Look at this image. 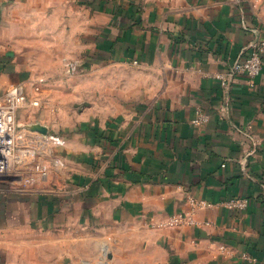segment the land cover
I'll return each mask as SVG.
<instances>
[{
	"label": "crops",
	"instance_id": "0c3cea01",
	"mask_svg": "<svg viewBox=\"0 0 264 264\" xmlns=\"http://www.w3.org/2000/svg\"><path fill=\"white\" fill-rule=\"evenodd\" d=\"M258 38L264 0H0V95L38 75L63 93L66 56L131 70L114 114L47 102L63 143L45 177L0 182V264H264V55L229 74Z\"/></svg>",
	"mask_w": 264,
	"mask_h": 264
},
{
	"label": "built area",
	"instance_id": "2783aa9c",
	"mask_svg": "<svg viewBox=\"0 0 264 264\" xmlns=\"http://www.w3.org/2000/svg\"><path fill=\"white\" fill-rule=\"evenodd\" d=\"M264 55V38H258L250 43L244 58L236 61L229 74H244L252 80L261 70ZM74 69L75 65L72 63ZM22 96L15 87H7L0 95V182H11L28 186L33 184L38 175L45 177L46 169L38 166L34 155L47 153L50 145L60 144L62 141L54 134L32 131L25 126H19L15 118V106L21 102ZM208 121V115L197 109L191 122L195 126H203ZM46 151V152H45ZM249 199L231 197L225 205L232 209H244ZM195 206V203H193ZM203 201H200V205ZM194 223L190 212L169 216L161 225L174 226Z\"/></svg>",
	"mask_w": 264,
	"mask_h": 264
},
{
	"label": "rangeland",
	"instance_id": "374dc122",
	"mask_svg": "<svg viewBox=\"0 0 264 264\" xmlns=\"http://www.w3.org/2000/svg\"><path fill=\"white\" fill-rule=\"evenodd\" d=\"M65 58L69 59L63 61L65 76L63 79H60L65 89L63 93L56 91L53 94H47L46 91L51 86L54 88L59 87L56 82L57 79L39 75L19 78L16 82L8 85L15 87L17 92L22 96L21 102L15 106V118L19 126L25 125L38 130H49L48 126L42 122L40 114L47 107V102L51 99H54V101L68 100L71 102V108L69 110L72 112H81L90 107L94 110L97 117L102 118L105 115L116 113L118 110L115 107H119L127 101V95H124V90L127 91L129 88L124 86V90H122L123 85L121 79L131 75L129 66L123 68L113 67L108 70L106 66L99 67L98 65L95 68L96 70L93 71L94 74L85 72L84 75V73L75 72L77 70V63L72 61V56H66ZM72 63L75 65L74 69L71 67ZM82 69L88 70V67L82 66ZM30 114L35 116L31 122L26 123L21 119V117H28ZM54 135L59 137L63 143V139L59 135ZM34 158L39 160V162L35 160L38 166L41 167L44 165L43 163L46 158L42 153L35 154Z\"/></svg>",
	"mask_w": 264,
	"mask_h": 264
},
{
	"label": "water",
	"instance_id": "95a60500",
	"mask_svg": "<svg viewBox=\"0 0 264 264\" xmlns=\"http://www.w3.org/2000/svg\"><path fill=\"white\" fill-rule=\"evenodd\" d=\"M25 126V125H24ZM25 127H27V128H29L30 130H35V131H39V132H41L43 135H45V134H47L48 133V130L47 129H35L34 127H31V126H25Z\"/></svg>",
	"mask_w": 264,
	"mask_h": 264
}]
</instances>
